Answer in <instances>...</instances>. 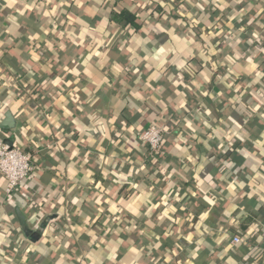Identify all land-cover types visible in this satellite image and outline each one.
Wrapping results in <instances>:
<instances>
[{"label": "crops", "instance_id": "1", "mask_svg": "<svg viewBox=\"0 0 264 264\" xmlns=\"http://www.w3.org/2000/svg\"><path fill=\"white\" fill-rule=\"evenodd\" d=\"M115 3L0 0V142L35 167L0 176V264H264V0H128L134 35Z\"/></svg>", "mask_w": 264, "mask_h": 264}, {"label": "built area", "instance_id": "2", "mask_svg": "<svg viewBox=\"0 0 264 264\" xmlns=\"http://www.w3.org/2000/svg\"><path fill=\"white\" fill-rule=\"evenodd\" d=\"M167 131L161 127L149 126L138 136L144 142L149 155L155 158L164 141ZM33 156L23 150L0 142V176L6 182V193L11 195L25 185L34 172ZM233 244H240L238 236L233 238Z\"/></svg>", "mask_w": 264, "mask_h": 264}, {"label": "trees", "instance_id": "3", "mask_svg": "<svg viewBox=\"0 0 264 264\" xmlns=\"http://www.w3.org/2000/svg\"><path fill=\"white\" fill-rule=\"evenodd\" d=\"M127 1L128 0H116L114 9L111 12L110 21L114 24L120 25L124 29H126V28L129 29L131 31V35L138 34L140 32L142 26L138 20L137 13L133 12L130 8L125 7L123 5V3H127ZM181 1L182 0H174L176 5H178V4L180 5ZM144 5H145V10L147 11L149 17H155L159 20H162L166 15H168V11L166 10V6L160 2H155V5L152 9L147 8L146 4H144ZM144 5H142V6L144 7ZM189 26H190V29H195V26H193V24L189 23ZM233 34L234 33L230 34L229 37H226V35H225V37H223V39H226V41H228L230 45L234 40V36H236ZM260 46H261V44H258V47H260ZM151 126L164 128L157 123H153V124H151ZM142 143H144V142H142ZM163 143H164V141H163ZM163 143H162V145H163ZM162 145H161V147H162ZM234 149H235L234 147L229 146L226 149V154L231 156L234 152ZM225 160H226L225 162L227 163L228 159H225ZM23 229H24L26 234L29 233L27 230V227H23ZM30 237L34 238L32 235H30ZM238 237L241 239V243H240L241 245H248L249 246V244L251 243V239H252L253 235H252V233H246V234L244 233ZM186 239H187V237H186ZM34 240H35V238L33 239V241ZM256 252L251 250V252L249 253V259L242 262V264H250L249 263L250 258H252V255L254 256L256 254Z\"/></svg>", "mask_w": 264, "mask_h": 264}, {"label": "water", "instance_id": "4", "mask_svg": "<svg viewBox=\"0 0 264 264\" xmlns=\"http://www.w3.org/2000/svg\"><path fill=\"white\" fill-rule=\"evenodd\" d=\"M17 215H18V218H19L21 224L23 225V227H26L25 219H24V217L22 216V214H21V212L19 210H17Z\"/></svg>", "mask_w": 264, "mask_h": 264}]
</instances>
